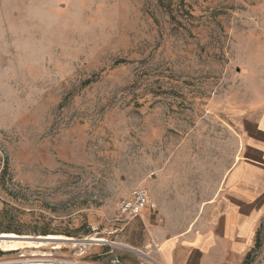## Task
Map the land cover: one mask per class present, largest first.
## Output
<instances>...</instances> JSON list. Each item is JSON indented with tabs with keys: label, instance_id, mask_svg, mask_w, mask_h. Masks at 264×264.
<instances>
[{
	"label": "rangeland",
	"instance_id": "rangeland-1",
	"mask_svg": "<svg viewBox=\"0 0 264 264\" xmlns=\"http://www.w3.org/2000/svg\"><path fill=\"white\" fill-rule=\"evenodd\" d=\"M262 98L264 0H0V236L72 240L0 264H111L102 219L134 188L210 218Z\"/></svg>",
	"mask_w": 264,
	"mask_h": 264
},
{
	"label": "crops",
	"instance_id": "crops-1",
	"mask_svg": "<svg viewBox=\"0 0 264 264\" xmlns=\"http://www.w3.org/2000/svg\"><path fill=\"white\" fill-rule=\"evenodd\" d=\"M238 158L223 174L221 201L205 219H176L165 199L149 192L155 211L138 218L102 219V244L96 262L114 264H246L264 226V98L243 107ZM217 198V197H216ZM220 200V199H218ZM216 204V205H215Z\"/></svg>",
	"mask_w": 264,
	"mask_h": 264
},
{
	"label": "built area",
	"instance_id": "built-area-1",
	"mask_svg": "<svg viewBox=\"0 0 264 264\" xmlns=\"http://www.w3.org/2000/svg\"><path fill=\"white\" fill-rule=\"evenodd\" d=\"M155 210L156 204L142 188H134L127 197L119 201L117 207L119 217L125 221L138 218L144 211Z\"/></svg>",
	"mask_w": 264,
	"mask_h": 264
},
{
	"label": "bare ground",
	"instance_id": "bare-ground-1",
	"mask_svg": "<svg viewBox=\"0 0 264 264\" xmlns=\"http://www.w3.org/2000/svg\"><path fill=\"white\" fill-rule=\"evenodd\" d=\"M1 239H10L7 241H0V247H3L6 250H16V249H24V247H42L47 245L48 243L53 244V247L58 248L59 247V242L60 241H67V242H72L71 239L61 237V236H46V237H38L36 238L37 242L35 243H30V242H21L19 240H16V236L14 235H1ZM13 239V240H12ZM89 241H97L101 242L103 241L102 239H91Z\"/></svg>",
	"mask_w": 264,
	"mask_h": 264
},
{
	"label": "trees",
	"instance_id": "trees-1",
	"mask_svg": "<svg viewBox=\"0 0 264 264\" xmlns=\"http://www.w3.org/2000/svg\"><path fill=\"white\" fill-rule=\"evenodd\" d=\"M255 246H256V248L259 246V241H258V239H256Z\"/></svg>",
	"mask_w": 264,
	"mask_h": 264
},
{
	"label": "water",
	"instance_id": "water-1",
	"mask_svg": "<svg viewBox=\"0 0 264 264\" xmlns=\"http://www.w3.org/2000/svg\"><path fill=\"white\" fill-rule=\"evenodd\" d=\"M8 240H10V239H8ZM0 241H7L6 239L4 240V239H0Z\"/></svg>",
	"mask_w": 264,
	"mask_h": 264
}]
</instances>
